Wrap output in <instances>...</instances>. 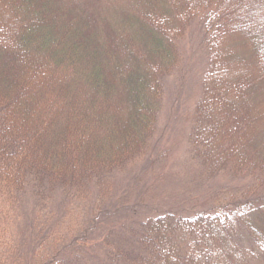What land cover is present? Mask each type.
<instances>
[{
	"label": "trees",
	"instance_id": "16d2710c",
	"mask_svg": "<svg viewBox=\"0 0 264 264\" xmlns=\"http://www.w3.org/2000/svg\"><path fill=\"white\" fill-rule=\"evenodd\" d=\"M246 1L232 6L244 11ZM1 2L0 13L20 22L8 27L0 15V264H256V185L240 200L227 193L188 211L136 207L147 177L141 190L129 179L119 186L143 159L144 176L151 171L180 30L207 10L209 33L243 35L235 11L222 0ZM244 36L247 60L237 37L230 52L210 43L189 129L207 176L264 177V50ZM248 59L258 62L255 77ZM241 230L257 247L239 240Z\"/></svg>",
	"mask_w": 264,
	"mask_h": 264
},
{
	"label": "rangeland",
	"instance_id": "374dc122",
	"mask_svg": "<svg viewBox=\"0 0 264 264\" xmlns=\"http://www.w3.org/2000/svg\"><path fill=\"white\" fill-rule=\"evenodd\" d=\"M196 1L200 2L202 0ZM237 1L222 0V5L230 7L232 12L235 11L233 18H231L235 21V25L238 22L240 24L246 23L241 30L243 35L239 33L237 35L236 31L224 34L209 33L206 27L207 10L206 12H200L201 10L194 12L193 16L188 18L186 26L181 27V35L178 39L180 59L176 67L163 80L162 107L158 111L157 128L150 143L152 149L148 153L154 159L149 165L151 171L144 176L145 170L141 167L148 163L146 158L138 166L140 169L138 175L133 176L134 171L131 175H128V170H124L122 176H120L122 184H119V186H125L129 179V181L136 182L135 186H138L137 189L139 190L142 189L143 179L145 177L149 179L148 190L144 189L145 193L140 192L136 197L135 203L139 202L136 207H140L141 210L142 206H157L158 204L166 208L168 206L188 211L191 208L195 209L207 205L209 202H219L224 196H228L227 193L236 194L240 200L242 198L241 193L244 192L242 190H248V188L252 190L251 187H254V185H256L255 188H259V192L262 194L260 196H264V177L259 179L249 172L241 176L227 174L223 171L215 176H207L199 160L193 156L189 142L190 119L196 99L200 96L201 81L208 65L207 57H209L212 49L210 43L219 47L222 45L220 50L230 52L233 48L230 41L237 37L238 39L235 42H238V47H236V50L244 54L247 60L246 50H249L252 43L250 40H242V38H245L244 35H252L258 38L264 50V0L246 1V10L244 9V11L243 8L242 10L239 9L242 5L232 6L233 4L236 5ZM2 4L4 3L1 2L0 5ZM4 9L6 12L9 11L5 5ZM1 14L4 20L3 24H7L8 27L10 25L14 26V23L18 25L20 22L14 20L13 15L9 17L4 15L2 11ZM216 18L215 13L210 17L212 21ZM247 64L252 77H255V72H252L255 68L258 71V62L252 63L251 59H248ZM260 104L261 102L257 106L258 111L261 108ZM207 177L209 178L207 179ZM135 186L132 185V188H135ZM252 191H255V189ZM143 195L146 197H143ZM219 195L223 197L219 199L217 197ZM252 222L264 232V212L254 213ZM238 237L245 245L253 243L257 247L254 239L246 231L241 230ZM97 259V255L94 253L93 261L97 263ZM253 261L256 264H264V252Z\"/></svg>",
	"mask_w": 264,
	"mask_h": 264
}]
</instances>
